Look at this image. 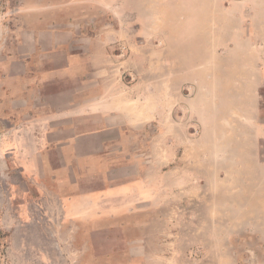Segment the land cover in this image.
I'll list each match as a JSON object with an SVG mask.
<instances>
[{"label": "crops", "instance_id": "0c3cea01", "mask_svg": "<svg viewBox=\"0 0 264 264\" xmlns=\"http://www.w3.org/2000/svg\"><path fill=\"white\" fill-rule=\"evenodd\" d=\"M68 1L63 15L23 33L20 58L0 72V157L23 182L22 199L47 204L48 216L60 219L54 224L91 241L170 207L173 193H188L189 178H204L205 162L218 174L231 171V194L245 195L238 184L260 197L264 0L165 1L163 72L144 77L143 94L135 83L124 88L109 56L117 45L156 47L155 27L140 25L151 15L141 21L135 11L140 1L130 26L118 23L123 0ZM129 60L138 76L141 58ZM141 97L149 107L164 100V124L152 123L147 135Z\"/></svg>", "mask_w": 264, "mask_h": 264}, {"label": "rangeland", "instance_id": "374dc122", "mask_svg": "<svg viewBox=\"0 0 264 264\" xmlns=\"http://www.w3.org/2000/svg\"><path fill=\"white\" fill-rule=\"evenodd\" d=\"M139 1V10L135 11L141 21L151 15V23L140 25L155 27L152 41L156 47L133 50L117 45L109 56L118 62L114 73L124 88L135 83L143 94L147 89L144 77L153 71L163 72V29L170 10L165 7L167 0ZM69 2L0 0V72L5 70L6 60L20 58L25 49L19 42L23 33L42 28L45 17L63 15ZM123 3L124 15L118 23L130 26L132 5L136 3ZM110 21L113 24L116 19ZM136 53L141 58L135 65L139 78L132 77L129 60ZM162 84L157 81V89H162ZM124 102L131 105L126 99ZM139 104V121L149 127L143 130L147 135L152 123L164 124V100L157 98L156 105L149 107L148 99L141 97ZM154 109L160 112L153 121ZM156 144L163 149L162 140ZM4 149L0 146V152ZM141 149L146 151L147 146ZM204 169L205 176L198 183L188 179L187 194L173 193L170 207L157 209L152 217L143 214L141 225L123 226L121 233H96L88 241L76 227L54 224L60 219L48 216L51 211L46 209L47 204L25 202L23 182L19 175L10 176L9 163L1 156L0 264H264V187L260 197L252 194L249 186L238 184L237 189L245 190V195L231 194V176L227 175L231 171L220 170L218 174L210 162H205ZM240 182L244 185L245 180Z\"/></svg>", "mask_w": 264, "mask_h": 264}]
</instances>
